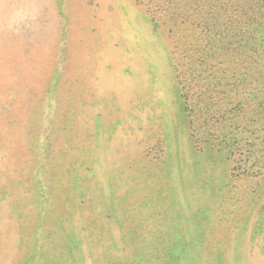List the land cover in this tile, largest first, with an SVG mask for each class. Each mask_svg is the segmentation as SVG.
<instances>
[{"label":"rangeland","instance_id":"obj_1","mask_svg":"<svg viewBox=\"0 0 264 264\" xmlns=\"http://www.w3.org/2000/svg\"><path fill=\"white\" fill-rule=\"evenodd\" d=\"M165 2L0 0V264H264V2Z\"/></svg>","mask_w":264,"mask_h":264},{"label":"trees","instance_id":"obj_2","mask_svg":"<svg viewBox=\"0 0 264 264\" xmlns=\"http://www.w3.org/2000/svg\"><path fill=\"white\" fill-rule=\"evenodd\" d=\"M151 1L152 0H149V2L151 3ZM158 1H160V0H158ZM161 1H163V0H161ZM142 2V1H141ZM263 2H264V0H263ZM140 3V2H139ZM164 3H166L165 2V0H164ZM148 6V8H151L149 5H147ZM160 7V6H159ZM258 34H262V32H258ZM249 36H251V35H249ZM263 39H264V37H263ZM176 58H178V57H180L181 58V60H182V62H187L189 65H188V73L190 74V76H194V75H196V67H195V65H196V61L195 60H193V58H191V61H188V59H187V56H189V54H186V55H183V54H178L177 52H176ZM180 64H181V62H179V63H177L176 64V72H177V78H178V80H179V82H180V85L182 86V95H181V98L184 100V104H185V107H186V111L187 112H189L190 114L191 113H193L194 111H193V108H191L190 107V104H189V96H188V94L187 93H185V92H183V91H185L186 89H185V85H184V82H185V78L182 76L183 75V73H182V69H181V66H180ZM193 80H196V78H194V77H192V81ZM187 91V90H186ZM229 145H231V142L230 143H228V142H226V145H225V147L226 146H229Z\"/></svg>","mask_w":264,"mask_h":264}]
</instances>
